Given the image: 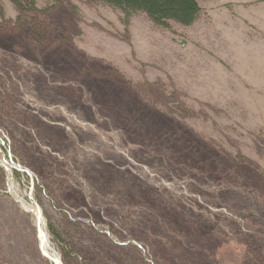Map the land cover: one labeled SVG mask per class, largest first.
Instances as JSON below:
<instances>
[{
	"label": "rangeland",
	"instance_id": "obj_1",
	"mask_svg": "<svg viewBox=\"0 0 264 264\" xmlns=\"http://www.w3.org/2000/svg\"><path fill=\"white\" fill-rule=\"evenodd\" d=\"M0 0V264H264V0L190 27ZM27 172V173H24Z\"/></svg>",
	"mask_w": 264,
	"mask_h": 264
},
{
	"label": "trees",
	"instance_id": "obj_2",
	"mask_svg": "<svg viewBox=\"0 0 264 264\" xmlns=\"http://www.w3.org/2000/svg\"><path fill=\"white\" fill-rule=\"evenodd\" d=\"M17 12L16 22L21 20L22 14L30 16L28 24L39 25L34 18L40 11L35 0H9ZM106 6L118 10L123 14L124 25L136 14H144L153 25L164 29L170 23L182 27L192 26L199 18L201 9L200 1L209 0H97Z\"/></svg>",
	"mask_w": 264,
	"mask_h": 264
},
{
	"label": "bare ground",
	"instance_id": "obj_3",
	"mask_svg": "<svg viewBox=\"0 0 264 264\" xmlns=\"http://www.w3.org/2000/svg\"><path fill=\"white\" fill-rule=\"evenodd\" d=\"M38 216H39V221H40V213L39 212H37L36 214H35V218H36V221L38 220ZM43 235H44V233L39 229V232H38V239H39V242H43V238H44V243H43V247H42V251H43V253L44 254H47L46 252H45V246H46V238H45V235H44V237H43ZM55 260V262L57 263V264H59V262H58V260L57 259H54Z\"/></svg>",
	"mask_w": 264,
	"mask_h": 264
},
{
	"label": "water",
	"instance_id": "obj_4",
	"mask_svg": "<svg viewBox=\"0 0 264 264\" xmlns=\"http://www.w3.org/2000/svg\"><path fill=\"white\" fill-rule=\"evenodd\" d=\"M27 173V172H26ZM39 216H38V220H37V227H38V232H39ZM43 237H44V235H43ZM43 243H44V238H43V242L41 241L40 242V250L42 251V247H43ZM42 253H43V251H42ZM43 255L47 258V259H49L53 264H57L56 262H55V260L54 259H51V258H49L46 254H44L43 253Z\"/></svg>",
	"mask_w": 264,
	"mask_h": 264
}]
</instances>
